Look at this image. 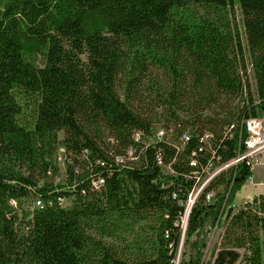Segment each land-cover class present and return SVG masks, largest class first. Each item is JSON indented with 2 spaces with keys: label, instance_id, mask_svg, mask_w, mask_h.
Here are the masks:
<instances>
[{
  "label": "trees",
  "instance_id": "16d2710c",
  "mask_svg": "<svg viewBox=\"0 0 264 264\" xmlns=\"http://www.w3.org/2000/svg\"><path fill=\"white\" fill-rule=\"evenodd\" d=\"M263 116L264 0H0V264H264L245 162L181 225Z\"/></svg>",
  "mask_w": 264,
  "mask_h": 264
},
{
  "label": "built area",
  "instance_id": "2783aa9c",
  "mask_svg": "<svg viewBox=\"0 0 264 264\" xmlns=\"http://www.w3.org/2000/svg\"><path fill=\"white\" fill-rule=\"evenodd\" d=\"M245 132L247 134L246 139L243 141V151L238 152L237 156L231 160L230 162L223 164L219 167H216L213 170L207 168L205 170L206 176L203 180L199 181L198 187H196L188 196V199L185 203V212L181 218V225L185 228L187 215L190 211L191 206L195 202L198 195L202 192V190L208 185V183L217 175L219 172L223 171L226 167L235 166L237 164H241L243 162L246 163L250 167V172L252 171L254 165H256L259 160L264 156V117L257 119H250L245 122ZM164 136L163 131H159L158 135L156 134L157 139H161ZM208 137V134L204 135V139ZM189 139L188 135L184 133L181 136V142L178 147H181L183 143H185ZM160 164V161H159ZM190 165L195 166V161L192 159L190 161ZM164 171L169 172L168 167H163ZM248 179V184H252L250 177ZM247 181V180H246ZM250 182V183H249ZM102 183V180L99 179L97 182H94V187L99 186ZM214 193L210 192L205 196L206 201H210L213 199ZM62 202V200H60ZM251 201H244L243 204L250 203ZM36 206H40L41 203L39 201L36 202ZM232 207V206H231Z\"/></svg>",
  "mask_w": 264,
  "mask_h": 264
},
{
  "label": "rangeland",
  "instance_id": "374dc122",
  "mask_svg": "<svg viewBox=\"0 0 264 264\" xmlns=\"http://www.w3.org/2000/svg\"><path fill=\"white\" fill-rule=\"evenodd\" d=\"M234 14L237 21L239 32L243 35L241 13L237 6L234 7ZM249 82L250 84H252L251 78ZM159 131H161L159 127H156V129L154 130V135L156 134L158 135ZM57 155H58V166L60 172L62 173L64 151L61 147L58 149ZM229 167L230 166L226 167L224 170L228 169ZM58 179L61 180V177H59ZM250 180L252 184L249 185L247 179V181L242 186V188L235 193L231 205L232 208L237 209L239 206L243 205L244 201H249V200L252 201V199L258 195H261L264 198V156H262V158L259 160V162L256 165H254L251 171ZM63 202H61L62 205H66L68 203V201H63ZM222 231H223L222 227H218L217 229L212 230V232L209 235V240L207 241V248L203 253L202 260L204 261L209 260L211 264H238L243 254V250H238L237 252H233V251H227L216 248ZM177 262H178V257L175 260V264H177Z\"/></svg>",
  "mask_w": 264,
  "mask_h": 264
},
{
  "label": "crops",
  "instance_id": "0c3cea01",
  "mask_svg": "<svg viewBox=\"0 0 264 264\" xmlns=\"http://www.w3.org/2000/svg\"><path fill=\"white\" fill-rule=\"evenodd\" d=\"M239 249H228L227 251L237 252Z\"/></svg>",
  "mask_w": 264,
  "mask_h": 264
},
{
  "label": "bare ground",
  "instance_id": "6f19581e",
  "mask_svg": "<svg viewBox=\"0 0 264 264\" xmlns=\"http://www.w3.org/2000/svg\"><path fill=\"white\" fill-rule=\"evenodd\" d=\"M252 119H257V118H252ZM248 120H250V119H248ZM246 121H247V120H246ZM246 121H245V122H246ZM243 124H244V123H243Z\"/></svg>",
  "mask_w": 264,
  "mask_h": 264
}]
</instances>
